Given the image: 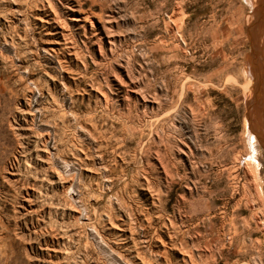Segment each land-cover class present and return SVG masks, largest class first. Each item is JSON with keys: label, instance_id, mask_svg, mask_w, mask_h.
<instances>
[{"label": "rangeland", "instance_id": "1", "mask_svg": "<svg viewBox=\"0 0 264 264\" xmlns=\"http://www.w3.org/2000/svg\"><path fill=\"white\" fill-rule=\"evenodd\" d=\"M263 38L264 0H0V264H264Z\"/></svg>", "mask_w": 264, "mask_h": 264}, {"label": "bare ground", "instance_id": "2", "mask_svg": "<svg viewBox=\"0 0 264 264\" xmlns=\"http://www.w3.org/2000/svg\"><path fill=\"white\" fill-rule=\"evenodd\" d=\"M82 19V18H81ZM81 19L79 18H74L73 20L78 22L80 21ZM84 20V19H82ZM86 20V19H85ZM89 19L87 18L86 21H88ZM65 25V24H64ZM262 27V26H261ZM249 30V29H248ZM253 30V29H252ZM259 30V29H258ZM254 33V32H252ZM256 36V35H255ZM254 38V37H253ZM256 38V37H255ZM261 39V38H260ZM264 39V38H263ZM262 39V40H263ZM254 40V39H253ZM261 40V41H262ZM256 45V44H255ZM258 46V45H256ZM259 46H260V49L262 50V54H259L258 52H254V55L252 57H250L248 59L249 61V68L247 70V76H248V80H249V84H248V88H249V85L250 84H253V90H254V94H255V101H257V109L256 111L258 110V108L260 107L264 113V102L260 105L258 102H259V98H263L262 100H264V42H260L259 41ZM258 49V48H257ZM259 51V50H257ZM187 80V79H186ZM251 90V89H250ZM260 92H262V96L260 94ZM253 93V92H251ZM260 96V97H259ZM105 100H107V98L105 97ZM254 105V104H253ZM259 105V106H258ZM255 109V108H253ZM252 112V111H251ZM256 113V112H255ZM252 117L254 118L253 114H252ZM259 120L260 121H263L264 123V117H262V115L258 116ZM251 119V118H250ZM254 120V119H253ZM262 123V122H261ZM258 129H254V127L252 126V122H248V137L251 141V143H253L255 140H256V133L257 131H255ZM263 134V133H262ZM258 135V133H257ZM258 139V138H257ZM260 139V137H259ZM264 141V140H263ZM255 165L254 167H252L251 169L247 168L246 169V175L250 178V179H253V177L255 176L256 174V166L258 165V162L255 161V163L253 164ZM250 167V166H249ZM256 191V190H255ZM257 192H255L256 194ZM257 197V203L258 205H262V199L260 197H258V195L256 196ZM262 218V217H261Z\"/></svg>", "mask_w": 264, "mask_h": 264}]
</instances>
